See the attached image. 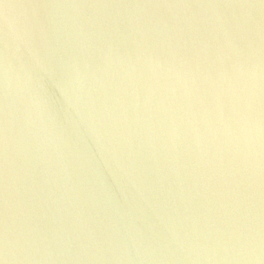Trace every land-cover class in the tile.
<instances>
[{
  "label": "water",
  "instance_id": "water-1",
  "mask_svg": "<svg viewBox=\"0 0 264 264\" xmlns=\"http://www.w3.org/2000/svg\"><path fill=\"white\" fill-rule=\"evenodd\" d=\"M0 264H264V0H0Z\"/></svg>",
  "mask_w": 264,
  "mask_h": 264
}]
</instances>
